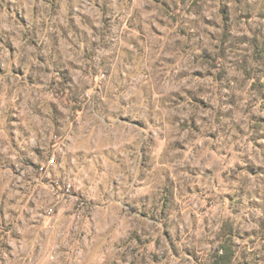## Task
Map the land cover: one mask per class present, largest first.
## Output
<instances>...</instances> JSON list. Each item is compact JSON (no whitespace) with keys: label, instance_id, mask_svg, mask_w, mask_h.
Here are the masks:
<instances>
[{"label":"rangeland","instance_id":"374dc122","mask_svg":"<svg viewBox=\"0 0 264 264\" xmlns=\"http://www.w3.org/2000/svg\"><path fill=\"white\" fill-rule=\"evenodd\" d=\"M230 254L264 264V0H0V264Z\"/></svg>","mask_w":264,"mask_h":264},{"label":"built area","instance_id":"2783aa9c","mask_svg":"<svg viewBox=\"0 0 264 264\" xmlns=\"http://www.w3.org/2000/svg\"><path fill=\"white\" fill-rule=\"evenodd\" d=\"M55 158L53 157L52 159H50V161H49V165H52V164H54L55 163ZM71 188H72V184L71 183H67L66 185H65V192L66 193H70L71 192Z\"/></svg>","mask_w":264,"mask_h":264},{"label":"trees","instance_id":"16d2710c","mask_svg":"<svg viewBox=\"0 0 264 264\" xmlns=\"http://www.w3.org/2000/svg\"><path fill=\"white\" fill-rule=\"evenodd\" d=\"M220 251H221L222 254H223V253H225V251H227V250H226V248H225L224 246H222ZM226 254H227V253H226ZM221 257H222V256H221ZM231 258H232V257H231V254H230V255L227 257V259L224 260V261L226 262V264H230V262H231Z\"/></svg>","mask_w":264,"mask_h":264}]
</instances>
